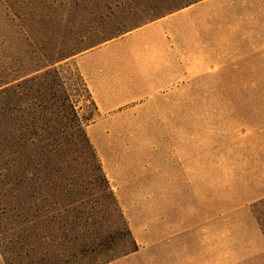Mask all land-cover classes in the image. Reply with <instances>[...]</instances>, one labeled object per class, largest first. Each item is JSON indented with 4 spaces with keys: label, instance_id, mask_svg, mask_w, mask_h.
<instances>
[{
    "label": "rangeland",
    "instance_id": "rangeland-1",
    "mask_svg": "<svg viewBox=\"0 0 264 264\" xmlns=\"http://www.w3.org/2000/svg\"><path fill=\"white\" fill-rule=\"evenodd\" d=\"M195 1L0 0V85L41 75L27 94L29 99L43 96L46 101L45 108L35 110L48 132L47 140L35 146H45L26 151L18 161L22 168L17 196L29 221L23 235H35L37 240L25 246L27 254L20 259L25 264L34 260H39L37 264H169L166 199L124 198L130 213L124 212L94 145L85 137L95 108L74 57ZM224 41L215 74L195 80L189 88L190 95L221 97L215 103L190 102L196 112H190L189 118V145H221L220 187L215 188L214 199L211 190L210 198L202 200L205 208L219 205L221 212L240 201L234 196L237 181L252 186L256 180L264 181V85L240 84L245 79H264V54L235 53ZM244 134L252 145L241 151L229 149V140ZM155 136L150 135V140ZM130 147L131 166L138 165L141 148L149 151V145ZM242 157L246 163L234 160ZM4 158L18 160L7 152ZM239 164H247L249 172L236 173ZM196 201L190 198V206ZM252 211L264 225V206ZM229 252L222 239L219 264H264L237 261ZM0 264H5L1 253Z\"/></svg>",
    "mask_w": 264,
    "mask_h": 264
},
{
    "label": "crops",
    "instance_id": "crops-1",
    "mask_svg": "<svg viewBox=\"0 0 264 264\" xmlns=\"http://www.w3.org/2000/svg\"><path fill=\"white\" fill-rule=\"evenodd\" d=\"M222 39L235 53L264 54V0H197L74 57L95 108L85 132L124 212L130 213L124 198L166 199L169 264H219L222 239L237 261H264V233L252 211L264 199V181H237L240 201L225 212L205 208L207 192L214 199L220 187L221 145H189L190 112H196L190 102L221 100L219 93L190 95L189 88L215 74ZM240 84L263 86L264 79ZM131 145H149L134 166ZM228 145L241 151L252 144L244 134ZM236 166L238 174L250 170Z\"/></svg>",
    "mask_w": 264,
    "mask_h": 264
},
{
    "label": "trees",
    "instance_id": "trees-1",
    "mask_svg": "<svg viewBox=\"0 0 264 264\" xmlns=\"http://www.w3.org/2000/svg\"><path fill=\"white\" fill-rule=\"evenodd\" d=\"M25 77H17L0 85V253L5 264H25L20 260L27 254L25 246L28 242L36 243L37 241L35 235L34 239L29 235L27 237L23 235V229L29 221L23 214V205L17 196L19 174L22 168L18 161L19 158H23L26 151L28 154L32 148L43 149L45 146H35L45 142L47 137L44 134L48 133L42 127L41 114H35V110L45 108L46 101L43 100V96L35 97L34 100L29 99L27 94L30 85L42 76ZM81 80L88 99L94 105L82 77ZM35 92L38 93L37 90ZM85 137L87 138L86 134ZM6 152L16 156L17 162L16 158L6 161L4 158ZM40 153V155L44 154L43 151ZM262 205L264 206V199L254 203L252 208L255 210V207ZM257 219L260 220L259 217ZM259 224L264 233L263 223L261 224L260 221ZM8 231L11 232V237L7 236ZM12 246H15L16 250ZM31 249L34 251L35 247ZM37 262L39 260H34L32 264Z\"/></svg>",
    "mask_w": 264,
    "mask_h": 264
}]
</instances>
